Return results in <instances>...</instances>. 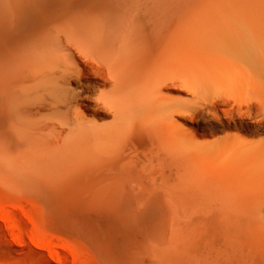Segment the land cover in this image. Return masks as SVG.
<instances>
[{
	"label": "bare ground",
	"instance_id": "1",
	"mask_svg": "<svg viewBox=\"0 0 264 264\" xmlns=\"http://www.w3.org/2000/svg\"><path fill=\"white\" fill-rule=\"evenodd\" d=\"M234 67L254 91L235 104L237 121L229 114L213 127L218 144L201 147L188 125L190 96ZM1 94L26 156L46 155L56 170L86 155L110 164L124 149L156 162L157 183L181 187L190 150L219 146L264 184V0H0ZM217 214L192 221L219 235L239 223ZM208 253L211 264H232L226 245Z\"/></svg>",
	"mask_w": 264,
	"mask_h": 264
},
{
	"label": "rangeland",
	"instance_id": "2",
	"mask_svg": "<svg viewBox=\"0 0 264 264\" xmlns=\"http://www.w3.org/2000/svg\"><path fill=\"white\" fill-rule=\"evenodd\" d=\"M254 88L234 67L190 96L188 125L201 147L218 144L223 133L215 131L217 122L229 114L237 121L235 104ZM9 106L1 94L0 134L6 137L0 145L11 151H0V264H211L208 250L218 245L233 252L232 264H264V184L233 168L226 161L230 153L219 146L190 150L189 180L181 187L160 185L156 162L124 149L110 164L86 155L59 171L46 155L36 161L26 156L28 146L9 129ZM211 130L209 140L201 136ZM213 213L239 223L219 235L192 221Z\"/></svg>",
	"mask_w": 264,
	"mask_h": 264
}]
</instances>
